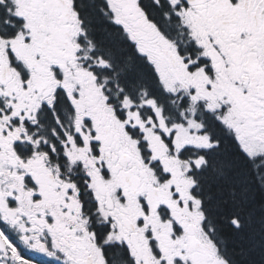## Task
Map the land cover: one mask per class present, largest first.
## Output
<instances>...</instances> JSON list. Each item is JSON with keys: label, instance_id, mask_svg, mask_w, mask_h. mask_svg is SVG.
Here are the masks:
<instances>
[{"label": "snow or ice", "instance_id": "1", "mask_svg": "<svg viewBox=\"0 0 264 264\" xmlns=\"http://www.w3.org/2000/svg\"><path fill=\"white\" fill-rule=\"evenodd\" d=\"M0 264H264V0H0Z\"/></svg>", "mask_w": 264, "mask_h": 264}, {"label": "flooded vegetation", "instance_id": "2", "mask_svg": "<svg viewBox=\"0 0 264 264\" xmlns=\"http://www.w3.org/2000/svg\"><path fill=\"white\" fill-rule=\"evenodd\" d=\"M39 259H41V260H46L47 258H45V257H39Z\"/></svg>", "mask_w": 264, "mask_h": 264}]
</instances>
